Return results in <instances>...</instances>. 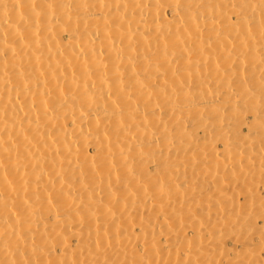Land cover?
Masks as SVG:
<instances>
[{
    "label": "bare ground",
    "instance_id": "bare-ground-1",
    "mask_svg": "<svg viewBox=\"0 0 264 264\" xmlns=\"http://www.w3.org/2000/svg\"><path fill=\"white\" fill-rule=\"evenodd\" d=\"M0 264H264V0H0Z\"/></svg>",
    "mask_w": 264,
    "mask_h": 264
}]
</instances>
